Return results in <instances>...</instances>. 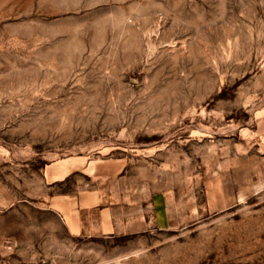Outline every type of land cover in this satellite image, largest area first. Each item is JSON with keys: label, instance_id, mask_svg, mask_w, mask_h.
<instances>
[{"label": "rangeland", "instance_id": "1", "mask_svg": "<svg viewBox=\"0 0 264 264\" xmlns=\"http://www.w3.org/2000/svg\"><path fill=\"white\" fill-rule=\"evenodd\" d=\"M68 157L149 225L70 234ZM0 264H264V0H0Z\"/></svg>", "mask_w": 264, "mask_h": 264}, {"label": "crops", "instance_id": "2", "mask_svg": "<svg viewBox=\"0 0 264 264\" xmlns=\"http://www.w3.org/2000/svg\"><path fill=\"white\" fill-rule=\"evenodd\" d=\"M125 164L121 159H103L99 162L85 161L81 157H68L48 166L46 177L50 183L62 182L72 174L78 175L76 189L52 194L50 208L74 236H108L133 231V226L149 225L142 208L133 202L122 204L115 200L109 186L118 185V175ZM99 177L107 188L92 186ZM110 184V185H109ZM150 207L153 215L150 223L169 225L167 206L162 194L153 195ZM141 210V212H140ZM143 212V213H142Z\"/></svg>", "mask_w": 264, "mask_h": 264}]
</instances>
